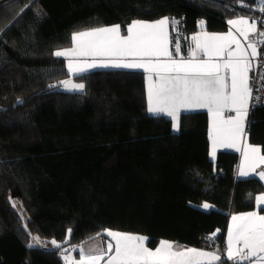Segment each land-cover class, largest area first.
Returning a JSON list of instances; mask_svg holds the SVG:
<instances>
[{"label":"trees","instance_id":"1","mask_svg":"<svg viewBox=\"0 0 264 264\" xmlns=\"http://www.w3.org/2000/svg\"><path fill=\"white\" fill-rule=\"evenodd\" d=\"M255 14V0H0V264H66L105 229L144 235L152 248L203 246L219 230L221 249L231 215L254 209L264 186L238 177V152L210 157L208 112L182 114L174 131L147 111L142 71L98 69L75 76L82 92L64 90L66 61L53 53L76 31L126 33L133 20L167 16L182 21L186 55L194 33ZM248 121L264 150V105ZM34 234L61 247H29Z\"/></svg>","mask_w":264,"mask_h":264},{"label":"snow or ice","instance_id":"2","mask_svg":"<svg viewBox=\"0 0 264 264\" xmlns=\"http://www.w3.org/2000/svg\"><path fill=\"white\" fill-rule=\"evenodd\" d=\"M264 12V0L258 2ZM181 20L162 17L156 21L133 20L127 25L126 34H121L120 25L90 28L71 33L73 47L56 50L55 57H66L69 74L80 75L97 67H114L143 70L148 73L147 111L164 114L172 119L174 131H179L181 110L207 109L211 124L209 138L212 144L211 157L215 159L217 147L236 148L242 152L239 176L256 174L264 180V171L256 169L264 165V154L259 145L247 143L249 112L253 103L261 102L253 95L252 58H256L257 44H264V31L257 20L249 17L229 19L230 28L225 33L199 32L193 34L195 47L188 50V58L181 55V44L175 42L173 50L169 39V26L175 30ZM203 27L204 21H200ZM260 23H264L261 21ZM240 37L247 41L246 47ZM258 37L259 39H254ZM235 45V48L232 47ZM251 50L250 52L248 50ZM175 56L180 57L175 59ZM202 54V57L199 55ZM81 57H92L89 62ZM100 58V59H97ZM153 76L156 80H153ZM264 81V75L260 77ZM68 91L82 92L83 83L66 79L59 82ZM57 85H50L56 87ZM22 103L23 101H19ZM235 111V116L225 117V110ZM245 138L243 148L238 144ZM258 208L264 210V193L251 197ZM16 204L13 202V207ZM204 209L213 207L207 202ZM71 229L68 230L69 235ZM217 232L209 235L214 241ZM104 233L115 242L107 247L79 249V259L64 255L66 264H221L225 258L232 264H264V215L257 211L231 216L227 242L222 256L219 249L207 251L184 247L174 242L160 240L155 249L146 246L148 237L105 229ZM102 233H97V236ZM34 247L41 243L33 236ZM51 245L59 249L55 240ZM66 251V250H65Z\"/></svg>","mask_w":264,"mask_h":264},{"label":"crops","instance_id":"3","mask_svg":"<svg viewBox=\"0 0 264 264\" xmlns=\"http://www.w3.org/2000/svg\"><path fill=\"white\" fill-rule=\"evenodd\" d=\"M238 17H249V18H252L251 16H247V15H246V16H236V17H233V18H230V19H235V18H238ZM160 19H161V18H160ZM157 20H159V19H157ZM143 21H149V22H151V21H156V20H143ZM111 26H112V25H111ZM229 28H230V25H229V27H228V29H227L226 31H222V32H209V31H205V30H203V31H204V32H207V33H225V32H227V31L229 30ZM199 32H202V31H198V32H196V33H199ZM196 33H194V34H196ZM121 34L123 35V34H126V33H123V32H122V29H121ZM192 36H193V35H192ZM169 39H170V41H172V37H171V25L169 26ZM240 40H241V43L246 47V45H247L248 42L245 41V40L243 39V37H240ZM71 47H73V45H72ZM194 47H195V42L192 40V37H191L190 48H194ZM232 47L235 48V45H232ZM69 48H70V47H69ZM169 49H170V50H173V49H172V43L169 45ZM248 51L250 52L251 50L249 49ZM181 55H182L184 58H188V53H187L186 55L181 53ZM199 55L201 56V58H203V57H202V54H199ZM62 58L65 59V61H66V67H67V59H68V58H66V57H62ZM174 58H175V59H179L180 57L175 56V54H174ZM80 59H87V60H89V62H90V61L92 60V57H81ZM97 59H100V58H97ZM254 62H255V58H252V65H254ZM98 69H123V70H130V69L114 68V67H107V68H104V67H97V68H94V69L89 70L88 72H90V71H94V70H98ZM134 71H142V72H144L142 69H141V70H134ZM85 73H87V72H85ZM144 73H145V72H144ZM82 74H84V73H82ZM80 75H81V74H80ZM249 75H250V77L252 76V71L249 72ZM75 76H77V75L69 74V77H68L67 79L72 80L73 83H80L78 80L75 79ZM145 77H146V88H147V85H148V79H147V77H148V73H145ZM153 80H154V81L156 80V77H155V76H153ZM250 103H251V102H250ZM195 111H206V112H208L207 109L181 110V112L179 113V129H180V124H181V116H182V114H184V113H189V112H195ZM249 113H250V112H249ZM150 114H152V113H150ZM152 115H157V114H152ZM158 115L166 116V115H164V114H158ZM224 115H225V117H227V116H229V115H231V116H235V111H234V110H233V111H229V110L226 109ZM166 117H168V116H166ZM208 117H209V129H210L211 118H210L209 113H208ZM248 117H249V116H248ZM168 118L171 119V117H168ZM171 120H172V119H171ZM209 139H210V138H209ZM246 140H247V143H250V144H252V145H255V144H253V143H251V142L249 141L248 132H247ZM244 143H245V138L242 137L241 140H240V142H239V144H238V147L242 149L243 146H244ZM261 148H262V147H261ZM222 150H232V151H236V152H238V153L240 154V161H239V164H238V167H237L238 177H240V178H250V177H254V176H255V177H258L259 180L262 182V184H263V186H264V180H261L260 177H259L258 175H256V174H252V175H250V176H248V177H241V176H239L240 165H241V162H242V159H243V157H242V152H241V151H237L236 148H225V147H219V146H218V147H217V150H216V156H215V159L217 158L218 153H219L220 151H222ZM211 151H212V144H211V140H210V153H211ZM262 154H264V150H263V149H262ZM210 157H211V155H210ZM211 158H212V157H211ZM212 159H213V158H212ZM215 159H214V160H215ZM260 171H264V165H261L259 168L256 169V172H257V173L260 172ZM262 193H264V189H263L260 193H258V195H260V194H262ZM252 211H257V212H259V214L264 215V210H261L260 208H258L257 205H256V207H255L254 209H252V210L245 211V212L234 213V214H232V215L240 214V213H248V212H252ZM232 215H231V216H232ZM230 222H231V217H230V219H229L228 226H227V230H226V235H225V240H224V241H225V247H226L227 234H228V227H229ZM113 231H118V230H113ZM119 232H123V231H119ZM124 233H129V232H124ZM132 234H135V233H132ZM137 235H141V234H137ZM142 236H144V235H142ZM167 241H171V240H167ZM171 242H174V243H176V244H178V245H182V244H179V243H177V242H175V241H171ZM108 243H113V245H114L115 242L112 240L111 237H108V236L106 235L105 237H98V238L92 240L91 242H88V243L84 244L83 247L85 248L86 251L89 250V249H95L96 247H104V248H106ZM158 244H159V243H158ZM146 246L149 247V248H152V247H150V246L148 245V241L146 242ZM157 246H158V245H157ZM157 246H156V247H157ZM182 246H184V247H193V248L203 249V250H207V251H215V250H210L209 248H206V247H203V246H187V245H182ZM152 249H155V247H153ZM217 249H219V248H217ZM217 249H216V250H217ZM219 252H220V254L222 255L220 249H219ZM69 255H71L70 257H72L74 260H78V259H79V255H76V254H74V253L69 254ZM225 259H226V256H225ZM102 264H103V262H102ZM244 264H249V262L244 261Z\"/></svg>","mask_w":264,"mask_h":264},{"label":"built area","instance_id":"4","mask_svg":"<svg viewBox=\"0 0 264 264\" xmlns=\"http://www.w3.org/2000/svg\"><path fill=\"white\" fill-rule=\"evenodd\" d=\"M258 2L259 0H255L256 14L255 16H253V18L257 20L258 28L261 31H264V23H260L261 21H264V12L259 11ZM183 35L184 33L182 30H179L178 27H176V29L174 30L171 26L172 49L174 48L175 42L179 41V43L181 44V50H182ZM254 39H259V38L254 37ZM257 48H258V52L260 53V55H258L255 58L251 77H253V84H252L253 95L260 96L261 102L259 103L251 102L254 104V106L251 107L250 111L256 107L264 105V81H261L260 79L261 75H264V44H257ZM208 237L209 235H204L201 237V242L203 243V247L209 248L210 250H216L219 247V242L216 241L215 239L214 241H209ZM224 249H225V245L221 247L220 249L222 256H225ZM221 264H232V262L224 258L221 261ZM242 264H244V262H242Z\"/></svg>","mask_w":264,"mask_h":264},{"label":"rangeland","instance_id":"5","mask_svg":"<svg viewBox=\"0 0 264 264\" xmlns=\"http://www.w3.org/2000/svg\"><path fill=\"white\" fill-rule=\"evenodd\" d=\"M80 83H82V82H80ZM61 87L64 89L63 85H61ZM64 90H66V89H64ZM13 202H15L16 208L20 212L21 216L24 218V220H26L27 216L24 214V209L22 207H20L15 200H13ZM34 236H39V235L38 234H34ZM40 240H41V243L39 245H36V246L54 247L51 244H48L47 240L43 239L42 237H40ZM32 243H34V242L32 241ZM64 255L71 256V255H68V254H64Z\"/></svg>","mask_w":264,"mask_h":264}]
</instances>
